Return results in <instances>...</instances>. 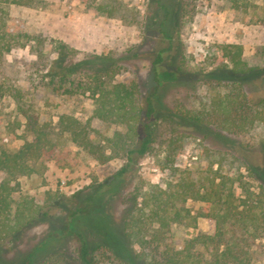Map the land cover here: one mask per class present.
Instances as JSON below:
<instances>
[{
    "label": "rangeland",
    "instance_id": "rangeland-1",
    "mask_svg": "<svg viewBox=\"0 0 264 264\" xmlns=\"http://www.w3.org/2000/svg\"><path fill=\"white\" fill-rule=\"evenodd\" d=\"M174 1L164 0L171 11L166 28L173 33L174 63L177 55L183 54L187 68L208 70L219 60L208 55L207 47L241 43L243 57L260 64L244 78L245 88L254 98L264 96V0H248L246 9L233 8L229 0H184L183 17L174 10ZM100 3L114 8L112 14L98 7ZM2 6L5 12L0 23L11 27L19 24L27 38L24 46L14 47L0 58V150L12 151L24 140H31L26 116L39 115L50 122L55 153L52 158L36 161L33 172L17 179L19 189L14 198L33 197L41 204L49 199L52 205L45 207L46 215L23 229L17 243L0 244V264H23L25 258L38 262L56 250L64 251V264H82L71 234L75 231L83 232L90 246L99 244L95 254L100 264H128L137 247L123 235V199L135 190L143 192L149 184L165 186L187 172L202 184L211 180L213 171L225 174L235 184L249 187L264 204L262 123L239 133L205 135L197 130L191 133L185 125L171 131L167 120L159 119L161 133L151 151L120 180L112 176L123 160L102 140L116 128L114 124L91 120L94 131L90 138L100 152L102 148L104 157L74 145L65 133L59 134L56 122L60 114L85 120L93 101L87 92L64 91L56 78L48 82L50 60L56 55L54 46L63 42L74 48L71 61L96 54L116 60L123 57L109 80H137L148 88L152 81L149 59L159 44L155 30L161 17L154 0H30L24 5ZM172 65H165L164 70ZM164 91V111L169 107L181 112L184 108L203 111L214 89L203 81L177 75ZM181 130L185 134H180ZM116 188L120 191L113 194ZM55 194L58 198L54 200ZM90 194L92 199L87 198ZM187 205L193 211L211 209L203 201L189 200ZM174 228L175 239H180L207 231L208 221L200 217L195 227Z\"/></svg>",
    "mask_w": 264,
    "mask_h": 264
},
{
    "label": "trees",
    "instance_id": "trees-1",
    "mask_svg": "<svg viewBox=\"0 0 264 264\" xmlns=\"http://www.w3.org/2000/svg\"><path fill=\"white\" fill-rule=\"evenodd\" d=\"M29 1L0 0V21L1 13L5 12L2 5H24ZM229 1L233 8L246 9L248 5V0ZM154 2L161 17L155 30L159 44L155 45L149 59L152 81L148 88L144 89L137 80L128 83L109 80L123 57L116 60L96 54L71 61L69 57L76 50L63 42L54 46L56 55L50 60L47 71L48 82L56 78L58 86L65 87L64 91L87 92L93 101L91 114L85 120L72 114H60L56 122L59 134L65 133L74 145L88 152H100L98 144L90 138L94 131L91 120L115 125L112 133L102 138L114 155L123 160L113 179L120 180L131 173L151 151L161 133L159 119H166L171 131H178L176 126L185 125L190 127L189 132L203 131L205 135L208 132L239 133L256 124H264V96H250L244 79L259 69V62L243 57L241 43L227 42L207 47L208 55L219 60L208 70L187 68L183 54L177 55L174 63L173 33L166 28L171 11L164 0ZM98 7L109 14L114 9L105 3ZM173 7L179 11V16H184V0H175ZM19 31V24L11 27L0 23V58L4 52L25 45L27 34ZM170 64H173L172 68L164 70V66ZM177 75L187 80L203 81L214 89L203 111L184 108L180 112L179 108L169 107L164 111L165 85ZM26 118L31 140H24L12 151L0 150L1 245L17 243L23 229L40 215H46L45 207L52 205L49 199L46 204H41L33 197L14 198L13 195L19 189L18 177L30 174L36 161L52 158L55 153L50 122L39 115ZM181 131L180 134H185L184 130ZM100 153L104 157L102 148ZM213 173L207 184L187 172L176 181H167L165 186L149 184L143 192L135 190L125 196L123 235L127 242L137 247L128 264H264V204L241 182L235 184L234 179L228 180L225 174ZM113 191L118 194L120 190ZM56 198L57 195H53V199ZM87 198L92 199V194ZM189 200L203 201L211 209L193 211L187 205ZM200 217L207 219V231L175 239L174 227H195ZM71 234L75 236L77 259L82 264H100L95 254L99 244L90 246L83 232ZM49 254L38 262L25 258L23 264H46L47 260V264H64L63 250Z\"/></svg>",
    "mask_w": 264,
    "mask_h": 264
}]
</instances>
